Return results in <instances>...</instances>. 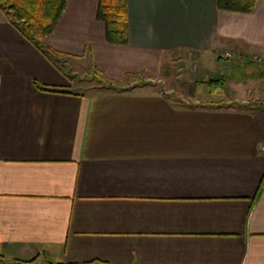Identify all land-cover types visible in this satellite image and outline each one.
Returning <instances> with one entry per match:
<instances>
[{
  "label": "crops",
  "instance_id": "0c3cea01",
  "mask_svg": "<svg viewBox=\"0 0 264 264\" xmlns=\"http://www.w3.org/2000/svg\"><path fill=\"white\" fill-rule=\"evenodd\" d=\"M99 2L67 0L44 43L72 71L146 87L74 91L0 19V264H264V0H128L126 46L107 43ZM231 52L247 80L226 102L150 85L173 56Z\"/></svg>",
  "mask_w": 264,
  "mask_h": 264
},
{
  "label": "trees",
  "instance_id": "16d2710c",
  "mask_svg": "<svg viewBox=\"0 0 264 264\" xmlns=\"http://www.w3.org/2000/svg\"><path fill=\"white\" fill-rule=\"evenodd\" d=\"M256 2L257 0H217V7L222 11L251 13ZM66 6L67 0H0V10L5 13L6 20L54 63L55 57L59 55L44 40L54 33ZM97 19L106 27L107 43L123 46L129 44L128 0H100ZM107 84L106 90L118 89L115 84ZM207 84L214 86L216 90L226 89L225 80L214 79ZM40 88L44 91L69 93L56 88ZM214 91L210 90L211 93ZM260 107L264 110V105Z\"/></svg>",
  "mask_w": 264,
  "mask_h": 264
},
{
  "label": "rangeland",
  "instance_id": "374dc122",
  "mask_svg": "<svg viewBox=\"0 0 264 264\" xmlns=\"http://www.w3.org/2000/svg\"><path fill=\"white\" fill-rule=\"evenodd\" d=\"M6 19L5 13L0 10V19ZM237 54L225 53L223 58L225 59L223 62L217 61L213 62L211 59H204L200 55L196 53L192 54H179L177 56H173L172 65L169 67H163L162 70V77L164 80L157 85H154L155 80L150 83V85L154 86V90L158 91H172V92H194L195 97L194 101H200L199 99H203V97H208L213 100H216L219 103V100L222 99L224 102L228 99V93L230 87L235 85V81L241 80L245 81L247 79L244 78L245 72L242 69H239L235 64V58ZM57 58V59H56ZM247 59V60H246ZM249 59V60H248ZM242 60L244 62H257L258 57L255 58H245L243 57ZM246 60V61H245ZM56 63L59 65L61 70L69 76L70 82L72 83V89L74 91H106L108 86L107 83L100 81L99 77L95 76L94 72H89L90 67L88 63L83 60L84 62L76 61L78 64L82 66L81 71L71 70V62L69 60L62 59L61 57H55ZM69 61V62H68ZM242 61V62H243ZM234 64L233 66L230 64ZM168 65V64H167ZM87 66V67H86ZM166 66V65H165ZM251 66H256L252 64ZM234 67V68H232ZM85 68V69H84ZM252 69V67H251ZM86 73V74H85ZM145 74L141 75L140 77H128L126 81H124L121 85L118 86V91H122L125 89H135L141 87L140 85H145L149 81L148 78H145ZM219 79L225 80L226 89L225 92L219 89L218 94H221L218 97H213L212 93L208 94L210 90H215L214 86H206L204 83ZM148 85V86H150ZM146 87V86H144ZM116 90V91H117Z\"/></svg>",
  "mask_w": 264,
  "mask_h": 264
}]
</instances>
